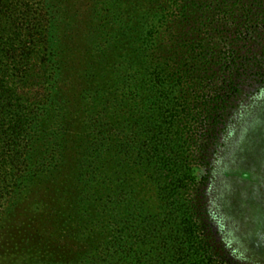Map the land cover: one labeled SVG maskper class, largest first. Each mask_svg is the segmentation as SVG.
Instances as JSON below:
<instances>
[{
    "label": "trees",
    "instance_id": "1",
    "mask_svg": "<svg viewBox=\"0 0 264 264\" xmlns=\"http://www.w3.org/2000/svg\"><path fill=\"white\" fill-rule=\"evenodd\" d=\"M263 90L264 0H0V193L36 197L31 264H229L209 195Z\"/></svg>",
    "mask_w": 264,
    "mask_h": 264
},
{
    "label": "rangeland",
    "instance_id": "2",
    "mask_svg": "<svg viewBox=\"0 0 264 264\" xmlns=\"http://www.w3.org/2000/svg\"><path fill=\"white\" fill-rule=\"evenodd\" d=\"M244 112L215 171L211 226L226 262L264 264V90ZM15 173L16 179L22 177ZM11 184L3 182L10 195L0 193V264H31L41 252L34 244L41 219H33L41 210L30 205L36 197L22 188L10 211Z\"/></svg>",
    "mask_w": 264,
    "mask_h": 264
}]
</instances>
